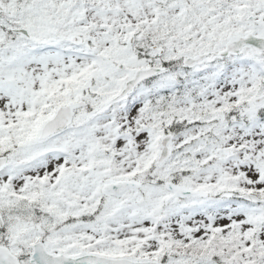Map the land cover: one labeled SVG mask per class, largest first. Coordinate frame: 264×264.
<instances>
[{"label": "snow or ice", "instance_id": "snow-or-ice-1", "mask_svg": "<svg viewBox=\"0 0 264 264\" xmlns=\"http://www.w3.org/2000/svg\"><path fill=\"white\" fill-rule=\"evenodd\" d=\"M0 264H264V0H0Z\"/></svg>", "mask_w": 264, "mask_h": 264}]
</instances>
